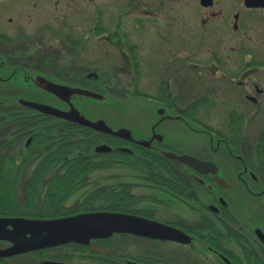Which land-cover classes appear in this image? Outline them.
<instances>
[{
  "label": "flooded vegetation",
  "instance_id": "af4514ba",
  "mask_svg": "<svg viewBox=\"0 0 264 264\" xmlns=\"http://www.w3.org/2000/svg\"><path fill=\"white\" fill-rule=\"evenodd\" d=\"M0 1V114L5 109L15 113L20 106L36 110L22 104L24 99L63 103L62 107L56 105L63 110L72 103L87 117L106 121L100 114L87 115L77 103H96L98 108L115 104L102 92L106 90L103 84L125 99L132 93L145 101L146 120L140 126L120 123L117 128L106 121L114 129H129L125 137L51 116L61 124L86 126L121 141L116 146L109 144L113 147L110 152L143 156L155 183L166 184L165 193L191 205L188 218L180 212L165 217L118 207L49 217L0 212L4 218L42 219L122 212L168 224L185 234L162 238L116 231L92 237L87 243L71 241L0 255V263L12 264L23 253L76 245L89 248L96 259L72 263L51 252V257H41L37 264H264V0ZM25 1L28 3L23 4ZM30 18L32 24L28 25ZM33 47L35 51H30ZM66 75H71V81L49 77ZM45 78L99 96L77 92L61 96L43 86ZM28 92H39L45 98ZM244 103H252L251 116L246 117ZM6 122L18 127L11 119ZM250 123L258 126L252 138L245 132ZM4 131L0 125V146ZM32 141L29 137L26 146ZM168 152L193 156L199 162L173 158ZM55 165H40L30 186L34 182L35 187L40 186ZM66 165L59 170L85 168ZM19 166L8 164L2 172L6 181L2 194L13 193L9 181L12 176L18 182L14 176ZM90 167L93 165H87L86 172ZM57 172L59 185L70 182L69 178L59 179L66 171ZM0 205H4L1 196ZM186 219L188 222L182 221ZM9 228L14 226L8 224ZM124 236L140 243L126 249L119 244ZM11 245L9 239L0 238L1 249Z\"/></svg>",
  "mask_w": 264,
  "mask_h": 264
},
{
  "label": "rangeland",
  "instance_id": "374dc122",
  "mask_svg": "<svg viewBox=\"0 0 264 264\" xmlns=\"http://www.w3.org/2000/svg\"><path fill=\"white\" fill-rule=\"evenodd\" d=\"M22 3H28V1ZM31 19L27 20L28 25L32 24ZM53 47L55 48V45ZM35 49L36 47H33L30 51H35ZM49 77L56 81H71L72 79L71 75ZM103 87L106 90L102 92L114 100L115 104L104 103L102 109L98 108L96 103H77V106L79 105L80 109H83L89 116L102 115L115 128L120 126V123H131L137 126L146 120L145 109L143 115L142 107V103L145 101H142V98L133 96L131 93L125 99L123 96H119L122 94L121 92L115 94L108 91L105 84ZM29 94L45 98L39 92H30ZM52 104L60 107L63 105V103ZM244 107L246 117L251 116L253 112L252 103H244ZM0 115H4L3 119L2 117L0 119L2 121L0 125L3 127V131L5 129L3 132L4 143L3 146H0V196L4 204L0 205V212L30 217H49L84 210L118 207L136 211L142 210L165 217H173L175 212H180L187 218L190 216L191 205L188 201H184V203L182 200L174 198L173 194L165 193L168 186L155 183L154 178L156 177L152 178L148 174L149 164L143 160V156H127L126 154H116V152L105 153L95 150V146L101 145L100 143L104 142L116 146L122 143L121 141L105 137L86 126L61 124L59 119L51 115L23 106H20L19 111L15 113L5 109ZM90 118L92 119V117ZM8 119L17 122L18 127L14 129L11 124L7 125L6 120ZM246 122H248V118ZM257 127L254 123L247 126L245 132L249 134L250 138L253 137ZM7 128H11V130H7ZM29 137H32L33 141L28 147L26 141ZM14 139L16 142L13 145L10 144V141H14ZM59 148H63V152L56 151ZM79 152H83V155L78 154ZM1 163L4 164V167ZM11 163L20 165L16 168L18 172L14 176L17 177L18 182L16 183V180L11 176L9 185L12 187L13 193L4 195L1 188L6 186L4 185L6 181H4L2 172L4 173L7 165ZM45 163H57V165L54 168L50 167L43 178L44 181L39 184L40 186L35 187V182L33 186H30V182H33V178H35L34 175L38 174V170L42 167L40 165ZM167 163L173 164L174 162L169 161ZM65 164L69 166L79 164L80 167L85 165V168L83 170L78 169V171L72 169L69 171L67 167V170L66 168L59 170L61 165ZM87 165H93L90 167L89 173L86 172ZM56 170H58V174L64 173V171L67 173L65 177H59L61 182L62 180L67 181L68 178L70 182L59 185L56 181L58 177L55 173ZM158 186H163L164 191H160L159 189L162 188ZM7 196L9 197L6 198ZM182 221L188 222V219ZM245 221L247 222V220ZM134 242L140 243V240L128 239L124 236L119 244L126 246L127 249V246L134 245ZM233 246L241 250L236 243H233ZM51 252L52 254L55 253L54 257L72 263L96 259L89 248L68 245L41 253H23L15 256L11 261L12 264H37L41 257H51L49 255ZM90 256L92 257L90 258ZM101 259H111V257L102 256Z\"/></svg>",
  "mask_w": 264,
  "mask_h": 264
},
{
  "label": "water",
  "instance_id": "95a60500",
  "mask_svg": "<svg viewBox=\"0 0 264 264\" xmlns=\"http://www.w3.org/2000/svg\"><path fill=\"white\" fill-rule=\"evenodd\" d=\"M42 78L44 77H41V79ZM45 79L47 81L43 82V86L49 91L61 96L70 95L73 92L94 97L99 96L97 93L86 89L74 88L55 83L47 78ZM22 101L25 102L22 104L42 113L78 122L79 124L89 126L102 132L113 133L117 136L125 137L130 131L126 127L114 129L104 119H91L72 103H70V108L68 110H63L49 103H36L24 99ZM95 150L98 152H109L112 150V147L104 143L96 146ZM166 154L186 162H199L198 159L189 155L178 156L171 152ZM8 224H12L14 228L8 229ZM1 229H5V232H2ZM116 231L149 234L150 236L162 238H179V236L185 235L181 230L168 224L122 212H83L71 216L48 219L0 217V238L12 241V245L8 248H0V255H13L71 241L87 243L92 237H105Z\"/></svg>",
  "mask_w": 264,
  "mask_h": 264
},
{
  "label": "trees",
  "instance_id": "16d2710c",
  "mask_svg": "<svg viewBox=\"0 0 264 264\" xmlns=\"http://www.w3.org/2000/svg\"><path fill=\"white\" fill-rule=\"evenodd\" d=\"M62 147V146H61ZM59 149H63V148H59Z\"/></svg>",
  "mask_w": 264,
  "mask_h": 264
}]
</instances>
